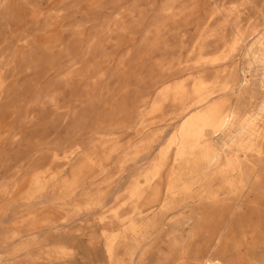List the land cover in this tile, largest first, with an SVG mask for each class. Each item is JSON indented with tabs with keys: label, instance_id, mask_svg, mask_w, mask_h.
Listing matches in <instances>:
<instances>
[{
	"label": "rangeland",
	"instance_id": "1",
	"mask_svg": "<svg viewBox=\"0 0 264 264\" xmlns=\"http://www.w3.org/2000/svg\"><path fill=\"white\" fill-rule=\"evenodd\" d=\"M0 264H264V0H0Z\"/></svg>",
	"mask_w": 264,
	"mask_h": 264
},
{
	"label": "bare ground",
	"instance_id": "2",
	"mask_svg": "<svg viewBox=\"0 0 264 264\" xmlns=\"http://www.w3.org/2000/svg\"><path fill=\"white\" fill-rule=\"evenodd\" d=\"M229 121H230V115L229 114H226L225 112L221 111L220 109L218 108H213L211 109L207 116L205 117V122L206 124L210 125V126H213V127H222L225 128L228 124H229ZM221 129V128H220ZM224 131V130H223ZM216 146V145H215ZM174 157V156H173ZM226 158V157H225ZM149 175V174H148ZM155 175V174H154ZM217 175V174H216ZM219 177V176H218ZM222 177V176H221ZM228 177V176H227ZM263 186V185H262ZM134 190V189H133ZM137 192V191H136ZM165 193V192H164ZM155 199V198H154ZM212 200V199H211ZM199 206V205H197ZM160 208V207H159ZM168 219V218H167ZM170 219V218H169ZM181 222V221H180ZM130 223V222H129ZM189 223V222H188ZM179 225V224H178ZM193 226V225H192ZM172 241V240H171ZM182 241V239H181ZM175 243V242H174ZM172 244V243H171ZM170 244V245H171ZM114 246V245H113ZM172 246L174 247V245L172 244ZM176 248V247H175ZM110 257H111V254H110V251L108 252ZM165 258V257H164Z\"/></svg>",
	"mask_w": 264,
	"mask_h": 264
}]
</instances>
